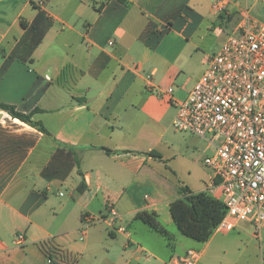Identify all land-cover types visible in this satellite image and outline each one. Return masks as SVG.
Masks as SVG:
<instances>
[{"label":"crops","instance_id":"obj_1","mask_svg":"<svg viewBox=\"0 0 264 264\" xmlns=\"http://www.w3.org/2000/svg\"><path fill=\"white\" fill-rule=\"evenodd\" d=\"M254 8L264 0H0V104L49 133L0 108V264H48L47 252L63 253L57 264L180 256L178 236L165 228L170 246L136 215L162 224L168 214L174 225L170 206L184 197L158 165L177 156V102L202 76L192 86L186 77L211 34L224 45ZM183 141L199 149L205 140ZM110 206L131 231L84 228Z\"/></svg>","mask_w":264,"mask_h":264},{"label":"built area","instance_id":"obj_2","mask_svg":"<svg viewBox=\"0 0 264 264\" xmlns=\"http://www.w3.org/2000/svg\"><path fill=\"white\" fill-rule=\"evenodd\" d=\"M218 10L220 5L216 7ZM112 44V43H111ZM169 93L172 89L168 90ZM174 129L205 140L211 150L204 163L212 172L208 192H221L226 215L216 231H232L250 223L261 240L264 227V23L243 12L241 20L189 96L177 102ZM120 216L113 206L106 217L85 216L84 228L105 223L114 231ZM25 242L23 234L17 236ZM47 252V263H64ZM190 249L167 264H197Z\"/></svg>","mask_w":264,"mask_h":264},{"label":"rangeland","instance_id":"obj_3","mask_svg":"<svg viewBox=\"0 0 264 264\" xmlns=\"http://www.w3.org/2000/svg\"><path fill=\"white\" fill-rule=\"evenodd\" d=\"M259 4V7H261ZM251 15L258 21L264 23V8H254L251 10ZM220 35L211 34V36L202 44L199 51L198 65L191 76L186 77L188 86H192L202 76V71L205 68L203 66L204 53L207 56L214 57L217 55L221 48L223 41ZM210 61V60H209ZM173 130H175L173 128ZM190 133L179 132L175 136L176 142L179 145V151L177 156L164 163H159V169L169 179L178 186L179 189L189 188L193 193L208 192L207 187L210 185L211 171L204 163V157L199 153L200 148L204 150L206 156H210V146L207 142H203L200 148L198 146H192V144H185L183 137H191ZM186 147H190L187 149ZM68 195V190H62ZM181 195L185 197L182 191ZM214 198L222 201L223 196L221 192L210 193ZM170 215L164 214L161 222L164 227L172 234L178 236L176 239L177 252L180 256L186 254L190 249L197 251L201 257L200 264H263L260 255V247L264 249V230L261 232V240L254 237V228L250 223L241 222L237 225V228L232 231H214L212 237L208 242H198L189 237L181 235L178 227L174 223L172 226L165 224ZM127 224L124 227L127 228ZM106 230V227L103 226ZM131 226L128 231H131ZM106 232V231H105ZM106 236L109 238L108 234ZM182 236V237H181Z\"/></svg>","mask_w":264,"mask_h":264},{"label":"trees","instance_id":"obj_4","mask_svg":"<svg viewBox=\"0 0 264 264\" xmlns=\"http://www.w3.org/2000/svg\"><path fill=\"white\" fill-rule=\"evenodd\" d=\"M119 1L125 3V0ZM22 27L26 29L27 25L22 22ZM0 108L10 113L12 117L49 135L42 123L32 121L31 115L17 112L15 106L0 104ZM106 151L110 152L109 150ZM76 160L79 165V159L76 158ZM84 189L85 186L81 185L79 187L80 192L84 191ZM181 191L185 197L174 201L170 206V213L174 223L184 236L198 242H208L226 215L224 204L208 192L192 193L187 187L182 188ZM136 219L143 221L152 230L164 236L168 240L169 245H172L173 238L160 223L156 213L140 212L136 215Z\"/></svg>","mask_w":264,"mask_h":264}]
</instances>
